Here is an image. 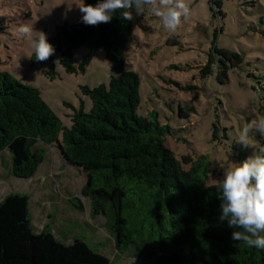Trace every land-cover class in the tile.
<instances>
[{
  "label": "trees",
  "instance_id": "16d2710c",
  "mask_svg": "<svg viewBox=\"0 0 264 264\" xmlns=\"http://www.w3.org/2000/svg\"><path fill=\"white\" fill-rule=\"evenodd\" d=\"M212 3L224 17L223 1ZM120 12L98 25L84 24L81 13L75 23L58 25L48 38L68 73L77 72L74 51L83 46L90 52L80 71L101 50L111 65L109 85L82 87L91 108L87 111L84 101L78 109L72 106L70 127L38 88L0 71V154L11 155L16 178L31 179L44 162L43 145L56 146L62 158L85 173L82 195L90 200L91 215L112 207L110 230L120 251L134 246L153 264H264V250L234 240L233 229L219 220L218 184H208L206 158L184 170L166 145L170 126L162 125L154 113L138 114L140 76L125 69L133 22ZM215 53L221 57L222 80L228 79V61L243 62L240 54L227 49L215 48ZM48 59L53 63L52 55ZM216 62L212 54L203 77L213 72ZM47 74L55 77L53 66ZM180 115L189 112L181 108ZM72 201L83 207L80 199ZM33 229L28 195L12 193L0 201V264H109L83 240L65 245L47 228L39 233Z\"/></svg>",
  "mask_w": 264,
  "mask_h": 264
},
{
  "label": "rangeland",
  "instance_id": "374dc122",
  "mask_svg": "<svg viewBox=\"0 0 264 264\" xmlns=\"http://www.w3.org/2000/svg\"><path fill=\"white\" fill-rule=\"evenodd\" d=\"M222 1L224 17L212 0H185L190 16L182 18L175 31L166 30L153 15L133 13L125 53V69L140 76L138 114L154 113L162 125L170 126L166 145L184 170L205 157L208 184H218L232 162H242L264 148V134L255 128L249 132L247 145L238 139L242 128L264 115V0ZM78 6L79 0H0V71L38 88L65 127L71 126L72 106L78 109L84 101L86 110L91 108L82 87L110 84V62L101 50L86 71H80L90 52L83 46L74 51L77 72L68 73L59 52L52 55L53 63L36 61L30 41L16 29L28 23L50 38L58 25L78 20ZM215 48L243 58L241 64L228 61V79H221V57ZM212 54L216 65L203 77L202 69ZM52 66L55 77L47 74ZM181 108L189 115L181 116ZM43 148L44 162L31 179L16 178L11 155L0 154V201L12 193L28 195L35 233L47 228L65 245L83 240L107 257L109 264H153L134 246L118 250L110 230L115 219L112 207L92 216L90 200L82 195L85 173L62 158L56 146ZM72 198L80 199L83 207Z\"/></svg>",
  "mask_w": 264,
  "mask_h": 264
},
{
  "label": "clouds",
  "instance_id": "9594fccd",
  "mask_svg": "<svg viewBox=\"0 0 264 264\" xmlns=\"http://www.w3.org/2000/svg\"><path fill=\"white\" fill-rule=\"evenodd\" d=\"M78 8L86 25L108 23L118 10H122L119 14L124 19H131L133 12L153 15L169 31H175L182 18L187 20L190 16L185 0H97L95 5L79 0ZM16 31L30 41L36 61H45L54 54L55 48L43 31H35L28 23L20 24ZM253 128L264 134V115L241 129L238 138L241 144L247 145ZM217 193L220 200L219 220L226 221L233 229L232 238L243 241L248 247L264 250V148L242 162H232L223 171Z\"/></svg>",
  "mask_w": 264,
  "mask_h": 264
}]
</instances>
